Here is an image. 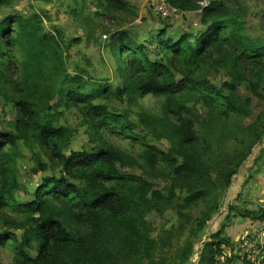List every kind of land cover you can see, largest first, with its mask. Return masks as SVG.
<instances>
[{
    "label": "trees",
    "instance_id": "1",
    "mask_svg": "<svg viewBox=\"0 0 264 264\" xmlns=\"http://www.w3.org/2000/svg\"><path fill=\"white\" fill-rule=\"evenodd\" d=\"M166 1L179 14L201 10L204 30L195 36H175L167 33L166 25L147 43L125 31L113 34L108 49L121 81L116 89L86 80L88 73L80 68L75 75L68 73L61 34L45 31L43 15H14L0 21V97L18 112L16 133L0 132V220L9 227L0 233V250H10L14 264H185L193 254L194 238L219 208L218 191L230 188L262 140L260 119L241 125L251 114V101L239 96L238 85L246 82L253 95L264 98L259 93L264 44L246 33L242 11L220 0H210L205 8L200 5L203 0ZM11 3L0 0V6ZM98 5L130 12L126 0H99ZM204 68L225 70L230 81L219 88L200 73ZM149 95L162 99L160 113L140 106ZM113 99L140 106V124L153 138L166 139L168 151L150 144L127 114L113 113L98 102ZM197 106L204 108L205 116ZM60 109L80 112L94 146L66 153L72 132L55 126ZM108 136L129 140L141 152L134 156L118 149L109 144ZM19 141L32 150L39 147L51 166L60 168L59 176L40 180L28 202L16 198ZM232 141L237 146L228 151L225 145ZM35 164L34 174L49 168L38 157ZM128 168L169 185L156 189L145 177L127 173ZM178 189L187 193L178 215L195 225L190 232L193 240H187L172 259L155 260L159 244L147 215L173 209ZM201 202L212 204L201 219L193 220L188 213ZM234 209L260 222L264 230V208ZM225 229L223 225L204 243L198 264H221L220 256L226 257L222 264H239V251L228 256L223 245L234 252L236 245L243 249L257 242L264 249L251 234L248 244L247 238L232 242L223 236Z\"/></svg>",
    "mask_w": 264,
    "mask_h": 264
},
{
    "label": "rangeland",
    "instance_id": "2",
    "mask_svg": "<svg viewBox=\"0 0 264 264\" xmlns=\"http://www.w3.org/2000/svg\"><path fill=\"white\" fill-rule=\"evenodd\" d=\"M130 4V12L107 10L101 8L99 0H12L8 6H0V21L8 16L23 15L29 17L37 13L43 15L45 31L56 36L60 33L63 44L64 67L70 75H75L78 69L88 73L86 80H93L97 83L112 85L114 89L121 86V81L117 78L116 64L112 57L108 45L113 34L125 31L129 35L137 38L138 42L147 43L150 35L155 34L159 29L166 28L169 35H181L191 33L194 36L204 30L201 22V10L193 13H174L166 0H126ZM208 0V4H209ZM229 8L242 11L243 20L246 23V33L255 40L264 44V0H220ZM79 39L80 43L73 42ZM153 50V46L150 47ZM209 81L217 87L230 81L225 70L214 71L204 68L200 71ZM181 78L180 76H178ZM228 94L227 90H223ZM238 94L241 98H249L251 101V114L242 121V126L246 127L260 119L264 127V98H259L250 90L248 83L243 82L238 85ZM259 93L264 96V83L261 84ZM105 104L113 113L127 114L130 121L136 125L137 132L146 136L150 144L157 146L167 152L170 144L166 139L157 140L142 127L139 122L140 106L146 111L155 114L160 113L162 99L152 95L147 96L139 102L140 106L127 101L110 100L98 101ZM198 113L205 116L204 108L197 106ZM58 121L56 127H66L72 134L70 137L66 153L76 150L90 149L94 144H90L88 128L84 125L83 116L76 109L58 110ZM18 120V112L14 104L8 103L0 97V132L15 131V123ZM262 140L253 149L237 175L234 176L230 188L219 190L217 193V204L219 208L209 219L202 232L194 238V250L191 258L185 264H198L199 253L205 242L210 241L213 234L218 232L223 225L226 226L223 236L228 237L232 242L244 240L247 234L260 232L263 226L260 222L252 221L239 215L237 210L251 209L258 210L264 208V128ZM110 145L118 149L128 151L137 156L141 150L134 146L129 140H119L108 136L106 138ZM228 151L234 150L237 146L234 141L227 143ZM261 152L263 155H261ZM36 157L48 165V170L34 174ZM14 171L20 183V189L16 193V198L20 202H28L33 199L34 192L44 176L60 175V168L52 167L48 156L35 146L33 150L22 141L18 142V150ZM127 173L145 177L152 182L156 189L163 190L169 185L167 180L151 178L138 168L125 169ZM215 177V176H214ZM177 201L173 209L163 213H151L147 215L148 221L153 227L152 236L158 241V249L155 260L161 258L172 259L178 253L187 240H193L190 232L195 228L194 224L185 222L178 215L179 205L183 203L187 193L176 191ZM213 202V200H212ZM211 203H199V205L188 214L193 220L201 219L202 214L210 209ZM230 216L227 219V216ZM187 223V224H185ZM9 228L0 220V233ZM21 235V231H13ZM264 235L262 229L261 235ZM227 249V255L231 256L237 251H232L230 247L223 245ZM237 246V245H236ZM235 246V248H236ZM250 249V248H249ZM35 254V249L30 251ZM249 250L243 249L238 254L245 256L247 261L254 264H263V258L257 259V254L248 257ZM219 263H223L222 257H217ZM0 264H14L13 254L8 249L0 250ZM145 264H148L146 262ZM243 264V263H242Z\"/></svg>",
    "mask_w": 264,
    "mask_h": 264
},
{
    "label": "built area",
    "instance_id": "3",
    "mask_svg": "<svg viewBox=\"0 0 264 264\" xmlns=\"http://www.w3.org/2000/svg\"><path fill=\"white\" fill-rule=\"evenodd\" d=\"M200 5L203 7V8H205V7H208L209 6V4H208V0H203L202 2H200ZM171 8V7H170ZM171 9H173V11H174V13H178L177 12V10L176 9H174V8H171ZM180 15H182V14H180ZM261 231H262V229H260V232L259 233H254V234H252V236H255V238H256V240L257 241H259L260 243H261V245H264V240H263V238H262V236H264V235H262V236H260L261 235ZM247 236V235H246ZM250 239H245V241H247V244H248V241H249ZM241 248V247H240ZM238 246H237V248H236V251L238 252H240L241 250H243V249H247V250H249V253H248V257H252L253 255H254V253H256L257 254V256H256V258H254L253 259V261L255 262V261H257V259H260V258H263L264 257V249L262 248V247H260V246H258L257 245V242H252L250 245H249V247L248 248H243V249H240ZM250 248V249H249ZM224 249H225V251L227 252V249L224 247ZM238 252V253H239ZM238 256H240V263L239 264H254L253 262H251V261H247L246 259H245V256H241V255H238ZM220 257H222V261H223V263L225 262V259H226V257L225 256H220ZM218 260V259H217ZM222 264V263H221ZM263 264H264V259H263Z\"/></svg>",
    "mask_w": 264,
    "mask_h": 264
},
{
    "label": "clouds",
    "instance_id": "4",
    "mask_svg": "<svg viewBox=\"0 0 264 264\" xmlns=\"http://www.w3.org/2000/svg\"><path fill=\"white\" fill-rule=\"evenodd\" d=\"M249 234H250V233H248L247 235H249ZM252 234H253V233H252ZM252 234H251V235H252ZM237 246H238V245H237ZM237 246H236V248H237ZM225 248H226V247H225Z\"/></svg>",
    "mask_w": 264,
    "mask_h": 264
}]
</instances>
